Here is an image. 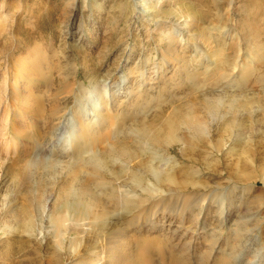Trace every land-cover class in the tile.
<instances>
[{
    "label": "rangeland",
    "instance_id": "rangeland-1",
    "mask_svg": "<svg viewBox=\"0 0 264 264\" xmlns=\"http://www.w3.org/2000/svg\"><path fill=\"white\" fill-rule=\"evenodd\" d=\"M187 7L198 10L197 16H180L178 11ZM7 9L11 14L10 22L6 25L0 23V74L7 65L9 76L12 77L10 82L16 77L17 82L10 84L11 87L14 85L10 101L14 99L15 90L31 88L36 92L44 89L49 95L58 91L56 85L58 78L62 77L60 64L70 56L78 71L76 80L71 79L69 83V87L74 92L76 90L72 97L77 98L80 94L77 86H84L90 91L88 96L91 99L98 101L97 97L102 98V104L97 109L99 112L92 110L91 104L84 106L83 110L74 107L73 102L67 106L66 112L72 114L70 117L76 130L80 129L78 120L83 116L93 121L85 132L92 131L94 135L96 133L95 136L100 135L104 129L103 121L109 120L113 111H117L116 122L125 123L127 119L121 116L123 113H131L130 105L140 100L138 95H144L143 99L145 96L150 99L154 95L146 112L140 115L151 127L164 124L171 118L191 135L192 130L185 128L181 119L188 110L196 108V114L204 117L200 120H204V123L207 121L201 132L203 136L208 137L210 130L218 124L227 129L215 131L206 147L198 146L200 150L188 154L185 152L183 157L175 156L182 152L183 145L179 141L173 142L166 151L157 149L162 163L159 168L161 173L154 167L150 169L143 182L137 186L136 192L130 188V181L127 180L123 188L128 189V195L137 197V193H141L136 200L144 201L142 207L150 209V202L157 198L155 196L165 195L164 191L159 190L158 179H163L171 171L170 167L186 166L196 171L194 181L204 180L207 186L190 188L201 199L197 205L186 210L174 208L170 213L158 210L136 221L133 212L137 207L133 205L132 208H135L120 221L128 242L127 250L117 264H171L172 255L178 253L180 247L188 249L185 242L189 243L190 258H195V255L204 254L202 251L210 238L216 239V243L208 264L235 262L240 258L243 259L237 264H264V79L256 81L264 74V58L245 63V69L253 70L250 80L245 82L239 75L243 64L242 50L247 52L252 46L264 45V0H8ZM217 16L220 17V26L218 29H210V32L218 34V30H221L226 37L225 43L218 46L227 51L236 43V46L233 45L236 48L228 53L237 58L238 64H231L225 69L216 64L223 62V58L213 56L208 60V56L203 54L215 42H204L197 35L198 25L210 26ZM200 17L203 18L202 22ZM68 23L69 30L65 32ZM9 24H13L12 28ZM234 39L238 44L232 42ZM187 44L196 45L197 50L182 53L181 48ZM185 57L187 59L183 61ZM7 59L8 63L5 62ZM29 64L37 66L39 72L34 70L28 73ZM141 66L147 68L143 74L133 72V69ZM205 71L209 72L208 76L204 75ZM47 79L49 83L53 82L52 86L49 85L50 89L45 88ZM240 81L243 83L240 84ZM177 82L180 84L169 87L170 83ZM191 82L195 83L192 88ZM158 91L161 97L156 95ZM211 92L222 97L218 108L212 111L206 108L211 103L206 101L211 98ZM20 94L22 96L19 97L17 108H6L11 112L8 125L11 133L8 131L6 136L18 130L14 134L19 147L17 152L21 154L25 147H32L29 157L45 160L38 162L40 166L36 170L39 169V176L43 180L37 179L34 172L36 168L33 167L31 171L34 177H24L27 181L25 188L15 190L13 176L22 169V164L17 161H5L2 164L0 264H50L53 250L51 245L63 253L61 264H74L81 259L86 264H104L107 261L115 263L119 259L116 254L104 261L95 260L93 254L87 256L82 250L73 256L81 241H84L82 234L88 229L87 221L81 225L79 234L70 233L65 227L54 230L51 218L61 208L64 190L73 181L70 180L72 173L61 169V165L57 166L61 170H49L48 161L58 159L71 162L75 158L67 154L69 150L64 147L61 134L57 135L58 131L54 136L50 135L54 129L53 124L45 115L49 108L52 111L54 106L56 108V105L53 106L56 104L55 96L43 97V102L34 104L31 101L35 93L31 94L32 97L30 95L31 98H26L28 101L23 97L25 93ZM230 95L234 99L232 102L228 98ZM36 108L44 113L37 117L39 112H36ZM34 116L38 121L33 119ZM38 124L43 125L48 132L35 134L33 127ZM130 136V133H121L119 138L132 144ZM219 139L222 140L221 146L216 150L212 143ZM39 148L44 152L39 153ZM15 153L11 159L15 158ZM115 160L117 164L123 163L122 159ZM148 186H156L158 191L151 196L146 190ZM38 190L42 192V200L33 217L31 230L18 229L13 221H9L15 214L16 205L12 201L16 191L19 197L35 196ZM215 193L220 195L217 197ZM188 194L189 191L177 190L172 196L183 199ZM148 197L152 198L146 201ZM255 197L261 198L262 203L257 208H250L249 202ZM213 198L218 199V202ZM241 207L249 208L242 212ZM68 222L73 224L72 220ZM235 229L242 232L241 238L245 243L243 240L241 243L245 247L236 258L225 257L223 251L230 252L232 246L227 242H233ZM246 229L247 232H244ZM107 238L117 240L114 232ZM237 243L240 247V242ZM236 244L232 247L235 250L238 248ZM248 245L251 251L254 250L250 255L245 254Z\"/></svg>",
    "mask_w": 264,
    "mask_h": 264
},
{
    "label": "bare ground",
    "instance_id": "bare-ground-1",
    "mask_svg": "<svg viewBox=\"0 0 264 264\" xmlns=\"http://www.w3.org/2000/svg\"><path fill=\"white\" fill-rule=\"evenodd\" d=\"M7 4H8V0H0V23L2 25H6L8 24V22H10L9 16L11 14L9 13V9H7ZM66 7L71 8L72 6L66 5ZM178 13H180V16L196 17L198 10L187 7L185 9H180ZM200 18L202 22L203 18L202 17ZM214 21L215 22H213L212 25L210 26L207 25L206 27L203 25L202 26L198 25L197 27V35L199 39L203 40L204 42L207 41L208 43H209V40L215 42V45L210 46L208 50L203 54L205 56H208L207 57L208 60L209 58L211 59L213 56H215L216 58H223L224 59L223 62L216 63L218 67L225 69L227 66L231 64H234L233 66H235L238 64L237 58L234 55L233 56L230 55L228 52H230V50H234L232 48H236L235 47L236 43L234 44L232 43L235 46L231 45L232 47L231 49H228L229 51L228 50L226 51L224 47H219L221 44L225 43L226 37H225V34H223V31L221 30H218L219 31L218 34L217 33L212 34L210 32V29H218V27L220 26L219 16L214 18ZM225 24L228 25V23H225ZM66 25L67 26L65 28V32L69 30L68 29L69 23ZM9 26L12 28L13 24H9ZM171 33L172 32H170V35ZM232 42H237V41L234 39ZM256 47L257 46L255 47L252 46V48H250L249 51L247 52L242 50V56H243L242 63L243 64H242V70L240 71L239 75L242 78V80L245 82L251 79V75L253 73V70L245 69V66H244L245 63L251 62L252 60L253 61L262 60V58H264L262 56V53L264 52V45L262 47H257V48ZM196 50H197V47L194 44H187L181 48L182 53L185 51L193 52ZM8 59L7 61L5 60L6 63H8ZM186 59L187 58L185 57L183 61H186ZM28 66H29L28 68L25 67L27 68L28 73L30 72L32 73V71L37 70L38 68L37 66H34V67L31 66V64H29ZM60 66H61L60 72L62 73V77L58 78L59 80L56 85V89L57 88L59 89L58 91L56 90V92H54L53 94H50V95L55 96L54 100L56 104H53V106L56 105V108L54 109L55 107L54 106L53 111L50 110V108H49V111L46 109L47 112H46V115L45 114L44 115L46 119H50V122L53 124L54 129H52L53 132H51L50 135L54 136L56 134V131H58L57 135L61 134L60 139L65 143L64 147L66 148V150H69L67 154L70 157H73V159L75 158V160L71 162L58 160V159L48 161L49 166L47 167L49 170L51 169L54 171L58 170L59 167L57 166L61 165V169H66L67 171H70L72 173L70 175V180L73 181L70 187H67L64 190V193L62 196V199H63L62 206L57 211L56 215L51 218V220L53 222L54 230L55 229L60 230L62 227H65L69 229L70 233L74 232L78 234L81 232V225L83 223L85 224V222L87 221L88 229L82 234L84 236V241L83 242L81 241L79 248L75 251L73 256L76 255V252H78L79 250H82V252L87 254V256H92L93 254V258L95 260L99 259L100 261H104V260L110 259L111 255L114 256V254H116L117 257H119V259L115 262L117 264L120 262V259L123 256V252L127 250L128 240L126 238V234L122 232L124 228L122 227V224L120 223V221L127 216L126 214H128L133 208L137 207L136 210L133 212L134 214L133 216H134V219H137L136 221H138L140 218L145 219L149 215L155 214L158 210L162 212L170 213L171 210H173L174 208H179L180 210H186L189 207L192 208L194 207V205H197L196 203L199 202V200L201 199V196L200 195L198 196L197 192L192 193L190 191V188L192 186H194L195 188H200L199 185H204L205 187L207 186L205 185L204 180L194 181V175L196 171H193L192 169L186 166L170 167L171 171L170 172L166 171L167 172L166 176L163 179H161L160 177L158 179L159 184H160L159 190L164 191L165 195L155 196L157 198L152 200V202H150L151 203L150 205L152 206V209H150L145 206L142 207L143 206L142 204H144V201L136 200V198L138 199L140 198L141 193H137L138 195L137 197L136 196L132 197L128 195V189L123 188L127 180L130 181V188L135 190L136 192L137 186L143 182L144 177L147 176L150 169L154 167V169H156L158 173H161V170L159 168L162 166V163L160 160V156L157 152V149H163L164 151H166L168 150L169 147H171V144L173 142L179 141L183 145L182 152H181V155L175 154V156L183 157V155H185V152H187L186 154H188V153H194L200 150L198 149V146L206 147L208 142H210V138H212L213 133L215 131L222 132V130L226 131L227 129L222 128L224 127L222 126V124H218L214 126L212 130H210L208 137L203 136L201 132L207 121L204 123L203 122L204 120L203 121L200 120L204 117L199 114L198 115L196 114V111H195L197 110L196 108L195 109L191 108V110H188L186 115L181 119L184 127L192 130L191 135H189V133L186 130H184L183 127L180 126L178 122L174 121L171 118L167 119L164 124L151 127L148 123L145 122L144 118L141 119L140 115L146 112L145 110H147L148 104H150L149 101L153 98L154 95H151L150 99L149 98L147 99V96H145V99H143L144 95L143 96L138 95L139 96L138 99L140 100L135 101L130 105L132 108L131 113L130 114L123 113L121 116L127 119L125 123L120 124L116 122L115 116H116L117 111L115 112L113 111L111 114L112 117L109 120L103 121L104 129L100 135L98 134V136H95L96 133L94 135L92 131L85 132V129H87L88 126L93 121L92 119L87 120V118H84L83 116H80L79 120L77 119L78 123H80L81 125H80V129L76 130L75 126H73V123L71 121L72 118L70 116L72 114L69 115V112H66L67 106L73 102L74 107H76L78 110H83L84 106L91 104L92 106L91 109L94 111L96 110V112H99L97 109L99 105L102 104V98L101 96L97 97L99 99V100L97 99L98 101H95V99H91L88 96L90 91L86 90L85 89L86 87L84 86H77L80 94H78L79 96L77 98L72 97L74 96L73 94H75L76 90L74 92V90L69 87V83L71 79L76 80V77L78 75V71L73 62V58L70 56H67L66 59L63 60V64H60ZM59 67H58V70H59ZM146 70H147L146 67L141 66L140 68L133 69V72L140 75V74H143V72ZM9 72H10L9 68H7V65H6V67L3 69V72L0 74V78H1L0 79V174H2L1 167H2V164L5 163V161L20 162L22 164V169L18 170L17 174L13 176L14 189L20 190V189L25 188L27 184V181L24 179V177L25 178L27 177L29 179L31 178V175L34 174V172L36 173L35 176L37 177L39 181L43 180L40 178L41 176H39V172H38L39 169L38 171L36 170L40 166V163L38 162H42L45 160L38 158L37 160L39 161H37L31 158V156L29 157V155L32 154V147L31 148L25 147L24 149H22L21 154L20 152H17V149L19 147H18L17 141L15 140L16 137L14 134H17L18 130L16 131L17 133L9 134L10 136H6L7 132L10 130V127H8V125H10V122H11L10 121L11 112L8 111L6 108H9V109L17 108L19 104L18 103L19 97L22 96V94L20 93H25L23 94L24 99H26L27 97H30L31 94L35 93V96L34 94H33V97L31 95L32 97L31 103H34V102L41 103L45 99V98L42 99L43 97L49 98L51 96L49 94H46L45 91H43L44 89L36 91V92H34L31 88L26 89L24 91H19V90L17 91L14 89L16 94H14L15 96L13 95L14 97L13 101H10L9 100L10 93L13 91V86H14L12 85L11 87L10 84H14L17 81L15 77L13 78L12 82H10L12 77L9 76ZM47 72L45 74H48ZM204 75L208 76L209 72L205 71ZM28 77L30 78V76ZM32 77H33V74H32ZM39 78H41V76ZM54 79L56 80V78ZM54 79L52 80L54 81ZM263 79H264V74L261 75V77H258L256 81H261ZM44 81H45V78H44ZM241 83L243 82L240 81V84ZM46 84H47L46 85L47 87L45 88L47 89L49 88L50 84L52 86L53 82L49 83L48 81V83ZM179 84H180L179 82H177L176 84L170 83L169 87H173V85H179ZM194 86H195V83L191 82L190 88ZM156 95L158 97L162 96L160 91H158V94ZM210 96L211 98L206 99V101L207 102L211 101L210 103L211 106L210 104H208L206 105V108H211V111H212L213 108H216V109L218 108L219 103L222 100V97H220L219 95H214L212 94V92L210 93ZM221 96L223 95L221 94ZM231 97H232L231 95L228 96L230 102L234 100L233 97L232 98ZM48 102H51V101H48ZM246 103L247 101L244 102V104ZM30 105H33V104H30ZM36 109H37L36 112H39V109L38 108ZM43 113L44 111L40 110V112L37 114V117L38 115H41ZM33 119L35 121H38L37 120L38 118H36L35 116ZM56 119H58V121L54 122V120ZM42 126L43 125L38 124L37 126L33 127L34 128L33 131L35 130L34 131L35 134L41 135V132H45V133L48 132V130L46 131L44 127ZM121 133L123 135H128L130 133L132 144L130 143L128 144L124 142L123 140H120L119 136ZM221 139L212 143L213 147H215L216 150L220 149V146H221L220 144L222 141ZM42 147H45V146H42ZM38 152L42 153L44 151L40 150L39 148ZM14 153L17 156L18 155H21V156L16 157L15 155L14 156L15 158L11 159L10 157ZM118 158L122 159L123 163L117 164L115 162L116 161L115 159L118 160ZM127 163H129L130 165H127ZM33 167L36 168L35 171L33 169L34 172L31 171ZM48 169L47 171H49ZM2 182H3V177L0 178V188H1ZM38 186L40 187V184ZM156 189H157L156 186L153 188L148 186L146 188L149 195L151 196H153V194H155L158 191ZM177 190L178 191L180 190L189 191V194L186 195L183 199L182 198L179 199V197L174 198L172 194ZM219 193H215V195H217L218 197L220 195ZM17 194L18 193L16 191L15 198L12 201L13 204L16 205L15 214H14L13 219H9V221L10 220L13 221L16 224L18 229H22V230L30 229L31 230L33 226V222H34L33 217L36 213V210L38 208L40 201L42 200L41 199L42 192L38 190L35 196L24 195V196L17 197ZM213 194L214 193H212V195ZM150 199L148 197L146 201ZM215 200L216 199H214V201ZM252 200L251 202H249L250 208L251 207L257 208L262 203V200L259 197H255L254 200L253 201ZM216 201L218 202V199ZM133 205H135V207L132 208ZM248 208L246 209V208L241 207V210L242 212L243 211L246 212ZM263 210H264V206H263ZM146 211L147 212L149 211V213L147 214ZM231 214H232V211H231ZM68 220L69 221L72 220L73 224H70ZM242 223L246 224L245 222H242ZM238 226L240 227L241 225L239 224ZM243 226L241 227V229L243 228ZM112 232H114V235L115 237H117V240H114V238L113 239L107 238ZM244 232H247V229ZM241 233L242 232H239V229L233 232L234 234L232 238L233 242H227V243H229V245L233 247L234 244H236L237 242H240L241 246L239 247V244L237 243L238 248L235 247L236 250L231 247V250L229 253L223 251V254L226 255L225 257L236 258L238 253L242 249H244L245 244L241 243L243 240L241 238L243 234ZM92 237L94 239H92ZM77 238L78 237H76L74 241H76ZM205 239L207 240V238ZM243 241L245 243V240ZM208 242L209 243L205 245L206 248L204 249V251H202L204 254H201L200 256L195 255V258L194 257L190 258L189 243L185 242L184 245L185 247H188V249L184 247H180L179 251H181V253L178 254L179 253L178 251V253H174L172 255L171 264H208V258L210 257L211 251L214 248L216 239L214 240L210 238ZM249 245H248L249 248H247L245 252V254L247 255H250V253L254 251V250L251 251V248ZM50 247L53 248V250L51 249L52 258H51L50 264H61L64 259L63 253H61L60 250L56 249L53 245H51ZM118 251L120 252V254ZM68 255L70 257L71 253L69 252ZM242 259L243 258H240L238 261H235V262L234 261L233 262L229 261L227 263L221 262L220 264H237ZM115 263H113L112 261L110 262L107 261L104 264H115ZM152 263L153 262H149V264H152ZM74 264H86V261L84 259H81L75 262ZM154 264H157V263H154Z\"/></svg>",
    "mask_w": 264,
    "mask_h": 264
}]
</instances>
